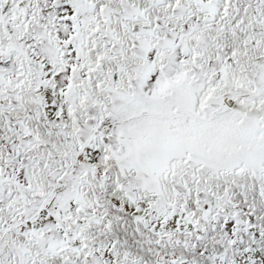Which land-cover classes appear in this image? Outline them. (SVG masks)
<instances>
[{
	"label": "snow or ice",
	"instance_id": "obj_1",
	"mask_svg": "<svg viewBox=\"0 0 264 264\" xmlns=\"http://www.w3.org/2000/svg\"><path fill=\"white\" fill-rule=\"evenodd\" d=\"M0 264H264V0H0Z\"/></svg>",
	"mask_w": 264,
	"mask_h": 264
}]
</instances>
